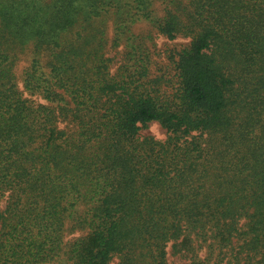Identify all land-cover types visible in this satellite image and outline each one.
I'll return each instance as SVG.
<instances>
[{"label": "trees", "instance_id": "16d2710c", "mask_svg": "<svg viewBox=\"0 0 264 264\" xmlns=\"http://www.w3.org/2000/svg\"><path fill=\"white\" fill-rule=\"evenodd\" d=\"M155 2L0 0V264H264V0Z\"/></svg>", "mask_w": 264, "mask_h": 264}, {"label": "rangeland", "instance_id": "374dc122", "mask_svg": "<svg viewBox=\"0 0 264 264\" xmlns=\"http://www.w3.org/2000/svg\"><path fill=\"white\" fill-rule=\"evenodd\" d=\"M154 8L159 15H162V11L164 10L163 0H156ZM107 27L109 39V44L107 45V57L112 60V74H116L124 61L125 45L123 43L120 46L116 47L113 45V40L116 35V24L114 20H109ZM132 32L136 35L144 36L152 33L154 37V44L157 45L155 48H153V51L157 52V54L154 55V61L158 63L157 68H163L164 65H166L167 63V61H165L167 57H169L171 54L177 53V51L189 47L191 44V39L189 37H186L185 35H179L176 39L171 40L166 36L157 33V31L148 22H138L134 24L132 26ZM29 58L30 49L24 51L21 54V58L17 62L16 76L18 87L19 90L23 92L25 97L34 100L36 103L44 104L45 101L40 96H31L24 89L23 74L25 69L29 65ZM61 127H64V123L61 124ZM140 135L142 138H154L156 140H165L168 134L167 130L163 128L159 123L152 122L146 128H143L141 130ZM81 235L82 233L77 231L75 233L68 234L66 240H74L75 238ZM170 261L171 264H190L188 261L181 259V257L178 255H171Z\"/></svg>", "mask_w": 264, "mask_h": 264}]
</instances>
